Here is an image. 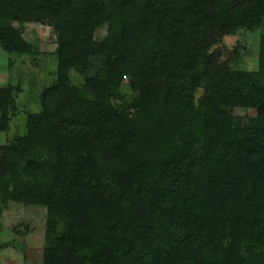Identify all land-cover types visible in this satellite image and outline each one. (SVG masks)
<instances>
[{
    "label": "trees",
    "instance_id": "obj_1",
    "mask_svg": "<svg viewBox=\"0 0 264 264\" xmlns=\"http://www.w3.org/2000/svg\"><path fill=\"white\" fill-rule=\"evenodd\" d=\"M24 22L55 26L61 78L68 66L89 77L46 89L40 112L0 157L3 197L46 206L67 223L50 236L44 264H264V120L226 134L234 106L264 113V0H0L5 51H27L16 25ZM215 26L263 30L260 69L217 61ZM160 58L193 64L204 107L191 114L185 100L186 109L134 111L110 102L124 76L147 100ZM175 78L164 91L182 94L174 84L187 87L189 76ZM17 111L13 89L0 86L1 131ZM102 156L126 164L111 193L98 166L95 175L87 169ZM34 174L45 185L27 180ZM228 229L237 240L224 246Z\"/></svg>",
    "mask_w": 264,
    "mask_h": 264
},
{
    "label": "rangeland",
    "instance_id": "obj_2",
    "mask_svg": "<svg viewBox=\"0 0 264 264\" xmlns=\"http://www.w3.org/2000/svg\"><path fill=\"white\" fill-rule=\"evenodd\" d=\"M16 25L27 44V51L7 52L0 46V86H10L13 89L18 109L9 129L0 130V157L7 152L3 149L4 146L11 145L19 135L25 134L27 116L40 112L42 95L46 89L60 84L69 85L71 81L77 85L89 79L88 73L77 66H68L65 69L67 73L65 79L59 76L61 62L54 25L39 22H24ZM107 27L106 24L99 27L98 38L107 35ZM216 28L213 31L211 54L217 61L228 64L231 69L249 72L260 69V35L263 30L256 27ZM157 66L160 74L154 78L156 89L147 100H143L138 90L134 88L135 80L124 76L120 84L111 87L110 102L134 111H139L143 107L155 112L169 107L186 109L185 100L195 105L194 108L188 109L191 114L196 112L197 106L204 107L205 102L202 101L204 89L193 74V64L190 61L160 58ZM168 75L176 78L189 76L187 87L185 84L180 87L179 84H183L180 82L174 84L179 87L178 90L182 91V94L165 92L169 87ZM185 79L183 78V82ZM232 112L235 124L226 132L229 137L240 133L248 125L264 120V113L255 107L234 106ZM202 142L204 136L200 137L199 145ZM196 151L201 150L197 148ZM102 158L104 159L103 156ZM97 160L98 164L94 161L93 164L87 165L88 173L95 175L94 169L98 166L101 171L99 178L103 180L107 192L111 193L115 190L113 180L115 169L126 164L112 159H104L105 162ZM27 180L41 186L46 183L43 177L37 174ZM48 221H51L49 227ZM67 229L66 222L49 218L46 206L26 204L10 194L3 197L0 191V264H44L45 251L51 245L50 236L52 237L53 231L64 232ZM225 233L222 242L224 246L229 245L232 239L237 240L229 229ZM210 257L218 260L221 256L211 252Z\"/></svg>",
    "mask_w": 264,
    "mask_h": 264
}]
</instances>
